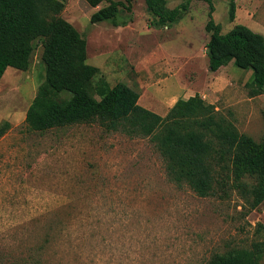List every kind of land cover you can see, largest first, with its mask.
I'll list each match as a JSON object with an SVG mask.
<instances>
[{"label":"rangeland","instance_id":"1","mask_svg":"<svg viewBox=\"0 0 264 264\" xmlns=\"http://www.w3.org/2000/svg\"><path fill=\"white\" fill-rule=\"evenodd\" d=\"M59 1L65 5L59 16L87 40L88 64L101 70L94 86L102 77L111 86L127 83L142 107L162 117L179 99L199 94L241 134L262 142L264 95H250L253 72L234 62L210 72L205 27L212 5L223 34L241 24L264 35V0H191L181 21L161 28L152 27L145 0L120 13L125 27L91 23L107 3L92 8L86 0ZM186 1L167 3L173 9ZM42 55L38 43L29 70L8 68L0 82V125H10L0 138L2 264L28 257L43 264H207L241 249L258 251L264 264V203L252 209L229 170L200 197L169 179L149 137L108 131L98 122L29 130L26 115L41 84L69 98ZM47 230L50 242L37 254Z\"/></svg>","mask_w":264,"mask_h":264},{"label":"trees","instance_id":"2","mask_svg":"<svg viewBox=\"0 0 264 264\" xmlns=\"http://www.w3.org/2000/svg\"><path fill=\"white\" fill-rule=\"evenodd\" d=\"M86 1L92 8L107 3L91 16V23L128 25V22H119V15L122 11L131 13L134 0ZM145 2L152 16V27L161 28L181 21L190 9L191 0L173 9L168 7L167 0ZM64 8L59 0H0V82L8 68L28 71L40 43L43 64L69 95L64 99L51 83L41 84L26 115L29 130L46 132L98 122L108 131L149 137L163 156L172 182L185 184L200 197H207L213 192L216 176L229 170L238 188L249 194L252 209L264 203V138L258 143L241 134L230 119L199 94L179 99L162 117L142 107L140 94L127 83L111 86L102 77L94 86L101 70L87 62V40L59 16ZM213 13L210 5L205 27L210 34L206 52L209 71L216 73L234 62L236 67L253 72L247 84L250 95H264V35L241 24L223 34ZM229 17L232 22L236 18L234 2ZM9 127L7 122L0 125V138ZM247 179H253L255 184L249 185L245 182ZM46 233L45 243L35 249L37 254L50 242L51 230ZM260 260L258 251L241 249L215 255L207 264H259ZM17 264L43 262L40 258L28 257Z\"/></svg>","mask_w":264,"mask_h":264},{"label":"crops","instance_id":"3","mask_svg":"<svg viewBox=\"0 0 264 264\" xmlns=\"http://www.w3.org/2000/svg\"><path fill=\"white\" fill-rule=\"evenodd\" d=\"M140 68H141V70H142V65L140 66ZM218 72H220V71H218ZM217 72V73H218ZM219 74V73H218ZM223 81H224V79H223ZM226 82H227V80H225ZM228 83V82H227ZM227 83H225V84H227ZM225 86V85H224ZM181 91L183 92L184 91V89L181 87ZM162 95V94H161ZM187 99H189V98H187ZM142 106V105H141ZM173 107V106H172Z\"/></svg>","mask_w":264,"mask_h":264}]
</instances>
